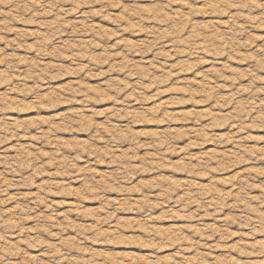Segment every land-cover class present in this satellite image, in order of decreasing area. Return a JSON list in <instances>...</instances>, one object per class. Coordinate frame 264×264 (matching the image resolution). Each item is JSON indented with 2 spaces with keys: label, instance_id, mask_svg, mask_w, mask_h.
I'll use <instances>...</instances> for the list:
<instances>
[{
  "label": "rangeland",
  "instance_id": "rangeland-1",
  "mask_svg": "<svg viewBox=\"0 0 264 264\" xmlns=\"http://www.w3.org/2000/svg\"><path fill=\"white\" fill-rule=\"evenodd\" d=\"M15 3L16 10L31 7L30 0ZM59 6L75 9L62 24L54 11L51 16L25 17L29 22L11 23L0 33L9 41L5 47L0 40V191L5 193L0 196V215L18 211L33 236L36 228L46 234L54 226L52 232L63 234L66 247L75 253L72 264H90V258L105 264H177L181 252L187 253L189 264H238L242 251L217 244L207 253L180 245L189 243V236L200 240L202 234L228 228V244L237 249L240 233L235 229L240 226L233 205L239 201L243 206L264 194V105H258L247 133L238 132L231 118L249 109L252 96L241 81L248 80L259 58L252 52L239 53L240 59L206 58L200 69L174 75L159 101L147 92L137 99L130 90L136 77L128 72L139 55L130 52L121 61L115 45L140 48L149 24H163L159 17L168 19V13L152 0H113L107 10L102 2L80 0H62ZM141 13L151 15L152 21L137 24ZM212 35L225 39L222 29ZM252 37L258 46L264 29H254ZM89 41L99 47L88 49ZM69 50L77 53L79 65L95 64L101 72L111 69L110 74L106 78L87 69L73 74L76 65L68 59ZM221 69L228 75L217 81L222 88L209 92L217 93L211 107L195 87L184 86L185 80L199 84L204 71ZM135 71L149 69L135 63L131 72ZM233 83L240 95L232 91ZM115 92L126 103L114 100ZM161 103L167 108L156 120L140 107L143 104L150 113ZM113 110L122 114L110 115ZM242 135L246 142L240 140ZM189 143L193 147L185 152ZM155 149L163 153V160ZM249 173L257 182L244 188ZM213 200L217 207H201ZM15 232L0 230L8 234L9 243L15 242ZM150 232L166 234L172 248L144 239ZM81 233L107 246L89 247L92 240L81 245ZM55 238L49 236L41 248ZM206 238L210 243L220 240L219 235ZM255 244H264V238L255 239ZM25 248L29 264H43L41 248Z\"/></svg>",
  "mask_w": 264,
  "mask_h": 264
},
{
  "label": "clouds",
  "instance_id": "clouds-1",
  "mask_svg": "<svg viewBox=\"0 0 264 264\" xmlns=\"http://www.w3.org/2000/svg\"><path fill=\"white\" fill-rule=\"evenodd\" d=\"M62 0H30L31 7L25 12L16 10L15 0H0V23L4 24L0 28V33L5 32L8 25L11 23L29 22L25 17H44L45 15L51 16L53 12L57 13V22L63 23V17L70 14L75 9H68L60 7ZM97 2L103 3V10L110 9L113 6V0H80V3L95 4ZM152 2L163 12L168 13V19L163 15L159 19L165 20L163 24H149L147 28V37L143 45L138 49H125L120 45H115L116 49L121 52V61L130 52L139 55V61H134L133 64H144L148 67V72L135 71L131 72L133 64L129 65L128 74H134L136 79L131 86V91L137 99H143L145 93H149L154 101H159L161 93L164 88L172 81L175 75L180 76L181 73L194 72L202 67L203 61L206 58H211L215 61L218 55H231L235 59H240L239 53L252 52L255 57H258L257 63L253 69L248 73V80L241 81V83L248 85V92L252 96L249 101V109L246 113L237 111L232 115L238 125L237 131L248 132V122L252 119L255 112L258 110V105H264V95H256L257 90L264 91V37H261V42L257 46V41L252 37V31L260 28L264 29V0H152ZM80 5H77L79 7ZM121 8L124 7L123 3L119 4ZM88 15H91L89 13ZM115 19V17H113ZM152 21L151 15L139 14L135 18V22L139 25H145ZM35 22V19L32 20ZM208 24L206 29L202 25ZM45 26H49L45 24ZM76 27V25H72ZM126 27V25H125ZM215 29H222V35L225 37L223 41H218L213 35ZM120 29L118 28L117 31ZM79 34V33H78ZM77 34V35H78ZM55 39V37H53ZM75 39V37H74ZM139 39V37H137ZM0 40H3L0 37ZM79 43V41H77ZM51 43V42H49ZM5 47L9 45V41L3 40ZM83 48L84 45H81ZM93 41L87 43L88 49L97 48ZM3 48H0V52ZM77 53L74 50H69L68 59L76 65L72 69L73 74H79L87 69L93 75L98 72L103 74L106 78L111 72H101L95 64L79 65L75 59ZM251 68L252 65H249ZM228 74L221 69L219 73L204 71L200 78L199 84H194L191 81H183L184 86L189 89L195 87L200 94V99L211 107V101L216 98L217 93L209 95L213 88H222L223 81ZM237 79H239L237 77ZM257 80H261V84H257ZM207 85L208 87H205ZM232 91L236 95H240L235 83L231 85ZM153 89L157 90L153 92ZM121 91H125L121 86ZM89 99L87 95L85 100ZM114 100L126 103L119 92H115ZM82 108L87 107L86 104L81 105ZM141 109L145 111L151 119L156 120L166 110L167 105L161 103L158 108L152 112H147L143 104L140 105ZM113 110L110 115H120ZM159 114V115H158ZM12 115H15L13 113ZM211 126V125H209ZM242 142H246L247 136L240 137ZM155 144V142H153ZM193 145L189 143L185 146L187 152ZM239 150V149H238ZM158 158L163 160V153L160 149H155ZM241 154H244L241 152ZM255 155V153H252ZM43 163V162H41ZM220 170V169H218ZM257 182V177L248 174L243 182L244 188H250ZM43 191V189H42ZM5 195L0 191V196ZM201 207H217L215 200L211 204L205 202ZM227 207V203L222 205ZM238 213L236 223L239 228L235 229L240 233V244L237 249H231L228 241L232 239L231 233L228 228H225L219 234L205 233L202 234V239L195 240L189 236L187 239L189 243L181 244V248L188 249L189 251H200L211 253L214 251V246L219 244L223 247L229 248L230 251H242L244 255L239 258L238 264H264V244L257 246L255 239L264 238V194H261L258 200H248L247 204L241 206L237 201L233 205ZM25 217L18 211L11 214L5 213L0 215V230L16 229L17 232L13 233L16 237L14 243H9L7 233L0 234V264H29V253L25 248L36 247L41 248V245L48 240L49 236L55 235V242L50 243L47 248H41V256L43 264H72V257L75 255L68 249L63 240V234H54L52 227L49 226L46 234H42L40 228H36L35 235H31L30 230L23 226ZM230 224V222H229ZM184 229H181L183 231ZM82 236L80 241L83 245L86 241L92 240L88 246L93 247L100 243L107 246V242L100 238L92 239L90 235L79 234ZM211 235H219V241L209 242L206 238ZM146 240L156 241L161 247L172 248V242H169L166 234L150 232L143 237ZM140 251V249H134ZM176 251V249H173ZM162 253H158L161 255ZM187 253L181 252L180 257L177 258V264H189L186 259ZM208 260V255H205ZM90 264H105L102 259L90 258ZM208 264H214L213 260H208Z\"/></svg>",
  "mask_w": 264,
  "mask_h": 264
}]
</instances>
